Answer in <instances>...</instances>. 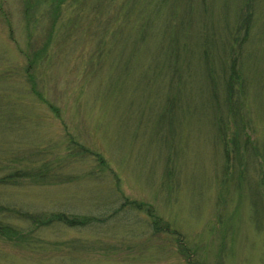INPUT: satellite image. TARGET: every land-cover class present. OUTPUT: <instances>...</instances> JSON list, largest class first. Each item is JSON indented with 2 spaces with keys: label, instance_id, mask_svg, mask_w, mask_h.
Returning a JSON list of instances; mask_svg holds the SVG:
<instances>
[{
  "label": "rangeland",
  "instance_id": "1",
  "mask_svg": "<svg viewBox=\"0 0 264 264\" xmlns=\"http://www.w3.org/2000/svg\"><path fill=\"white\" fill-rule=\"evenodd\" d=\"M158 1L0 0V264H264V0Z\"/></svg>",
  "mask_w": 264,
  "mask_h": 264
},
{
  "label": "trees",
  "instance_id": "2",
  "mask_svg": "<svg viewBox=\"0 0 264 264\" xmlns=\"http://www.w3.org/2000/svg\"><path fill=\"white\" fill-rule=\"evenodd\" d=\"M168 1H169V3H168ZM168 1L167 0L158 1V3H156L157 8L158 9L163 8L161 6L165 5V2H167V6L172 11L170 13V16H173L174 11L177 10L176 2H173L171 0H168ZM245 5L248 6V8H249V15L247 17H245L244 15H241V13H240L239 15H241V16H240L239 21L232 24V27L228 30L229 33L227 32L226 37H225V38H229L228 36L230 34V38H229L231 40L230 43H232V37H233V43L231 45L233 48L235 47V49H237V47H238L239 48L238 50H240L242 48V46L245 45V43L247 42V41H245L247 39V37H244V36H245V34L247 36L246 32L249 31V26H250V24H249L250 17L249 16L252 14L251 11L254 7V0H246ZM240 10H241V12H243L242 9H240ZM181 12H183V11L181 10ZM174 15H175V13H174ZM183 23H184V21L182 20L179 22V25H182ZM175 28H177V26ZM240 31L243 32V36H242L243 38L237 39V37H239L238 33ZM233 32H234V36H232ZM174 38H173V40H174ZM223 41H226V40L224 39ZM224 43L221 42V45H224ZM226 57L228 58V54H226ZM228 60L230 61L231 68H230L229 75L227 77H225V79H224V83H223L224 98H223V100L225 103L228 104V106H234L235 96L239 92H241V93L243 92L245 94V84H246L245 76L246 75H245V72L243 71V68L242 67H241V69L239 68V65H242V64L238 65V62L235 59H233L232 56ZM215 67L219 68L217 65ZM215 67H214V69H212V67L208 66L207 72L213 71L215 74V71H217V70H215ZM210 84H211V81H210ZM219 90H220V88H219ZM218 93L219 92L217 91L216 87H210L211 98H218L219 101H222V98L219 97ZM242 102H244V101H242ZM21 234L22 233L19 230H17L14 226H5V224H0V235L6 237L7 239H9L11 241L16 242L17 239H19L21 237L20 236Z\"/></svg>",
  "mask_w": 264,
  "mask_h": 264
}]
</instances>
